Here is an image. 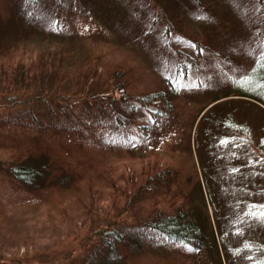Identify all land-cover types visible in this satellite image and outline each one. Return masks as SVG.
<instances>
[{"label": "trees", "instance_id": "16d2710c", "mask_svg": "<svg viewBox=\"0 0 264 264\" xmlns=\"http://www.w3.org/2000/svg\"><path fill=\"white\" fill-rule=\"evenodd\" d=\"M125 1L107 0L112 10L100 14L99 0H13L14 16L31 25L45 17L54 30L65 24L75 30L84 17L106 29L132 27L134 38L157 44L176 67L163 86L142 89L137 68L124 61L105 65L102 54L92 60L87 54L84 60L38 61L24 56L23 48L0 46V71L18 65V82L52 81L69 63L75 70L64 79L90 89L97 80L102 91L63 93L57 104L29 111L30 120L18 124L34 143L0 145L13 159L2 172L30 192L66 187L97 201L108 195L115 208L126 199L125 210H141L134 222L95 231L99 237L80 255V264H264V0L254 1L261 22L256 59L242 77L227 76L229 89L220 94L214 93V80L192 79L203 55L227 59L219 49L237 29L236 23L211 15L217 1ZM209 16L212 30L197 32L196 39L182 29ZM16 30L6 21L0 40L5 34L18 36ZM222 35L221 44L212 46L211 38ZM192 89L196 96L214 95L205 102L189 100ZM170 155L184 158L183 164ZM97 156L109 163L100 165ZM148 255L155 261L142 263Z\"/></svg>", "mask_w": 264, "mask_h": 264}, {"label": "rangeland", "instance_id": "374dc122", "mask_svg": "<svg viewBox=\"0 0 264 264\" xmlns=\"http://www.w3.org/2000/svg\"><path fill=\"white\" fill-rule=\"evenodd\" d=\"M154 1L156 4H160L159 0L147 2L151 4ZM168 1L170 0H166V2ZM211 1H217V5L211 6V15L218 16L222 20L227 19L232 22L233 26L236 23L237 31L231 29L232 36L225 37L228 38L226 39L228 43L219 49L227 59H216L213 56L217 55L211 52L203 55L192 79L193 82L201 79L205 84L214 80V93L220 94L229 89L224 82V79H228L227 76L242 77L247 73L248 66L254 63L257 53L254 51L255 45H257L256 33L261 22L255 15V0ZM127 2L128 0L125 1V3ZM13 3V0H0V27L8 21V23H13L18 31V36L3 35L4 37L0 40L2 47L23 48L24 56H31L32 60L37 58L38 61L49 60L51 57H57V60H60L66 56V60L72 58L84 60L87 54L89 59L93 55L102 54L105 65H109L113 61H124L129 67L137 68V82L142 89L163 86V79L167 75L174 74L173 68L176 65L173 57L162 55L157 44L154 45L149 40L143 42L141 39L134 38L135 30L132 27L125 29L120 26L113 30V27L106 29L101 23V26L94 24L92 21L94 18L79 17L75 30L67 24L62 27V30H54L53 27H50L51 25L48 26L45 23L47 21L45 17L42 18L43 21L34 19L32 25L22 22L20 18L14 16L16 12ZM141 3L144 4V2ZM137 5L136 2L133 6ZM97 10L100 14L109 13L112 7L107 3V0H99ZM42 13L43 11H41ZM234 16L237 18L235 22L233 21ZM213 19L210 16L208 18L200 17L193 20L194 23L191 25L186 22L182 29L190 38L196 39L198 33L203 35L206 29L212 30ZM222 37L224 36L212 37L211 39L214 40L212 46L221 44ZM177 44L181 46L184 41H178ZM191 51L195 50L191 48ZM241 62V65H237ZM57 64L60 65V63ZM65 66L70 67V71ZM65 66L61 68L63 74L58 76L57 72L52 76V81L47 78L39 81L29 79L25 83L18 82L17 76H19L20 68L18 65L11 66L8 72L0 71V118H4V122L0 123L1 146L19 147L34 143V139L33 142L30 139L32 134H27V131L18 123L30 120L29 111L38 109L37 106L42 103L57 104L63 93L77 96L94 91L102 92L100 86H95L99 85L97 80L96 83L92 81L91 85L94 83V86L91 89L90 85L84 82L80 83L79 87L72 85L74 84L72 80L67 81L64 78L65 76L69 77L75 67L72 68L73 66L69 63ZM227 71H231V74ZM190 94H192V98L189 100L195 99L204 102L210 100L209 98L214 95L213 92H209L196 96L199 92H195V89H192ZM37 95H40L41 100L33 102ZM189 106L192 107V104ZM183 119L185 120L186 117L182 116ZM179 134L175 135L177 141ZM193 138L194 133L191 139L193 140ZM108 152L113 159L110 151ZM9 153V151H0V264H80V255L85 254L86 249H89L90 245L94 241L96 242L99 237L95 231L117 227L118 224L125 222H134L136 217L142 213L136 207L125 210L124 200L126 199H122V203L115 208L112 203L113 198L108 195L102 198L97 196L99 198L97 201L92 197H86V192L78 194L77 190H69L66 187H51L31 192L20 189L10 182L2 172L13 160ZM114 156L118 159L116 153ZM97 157L100 165L109 163L108 157ZM171 158L172 155H170ZM171 161L183 164L184 158H174ZM150 258L152 256L148 255L147 258H141V261L142 263L155 261ZM177 258L180 257L177 256ZM173 264L176 262L173 261Z\"/></svg>", "mask_w": 264, "mask_h": 264}]
</instances>
